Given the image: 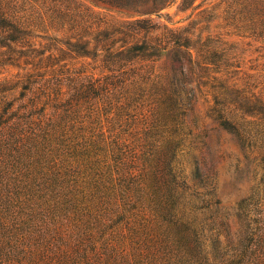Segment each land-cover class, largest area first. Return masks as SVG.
I'll use <instances>...</instances> for the list:
<instances>
[{
  "label": "trees",
  "instance_id": "trees-1",
  "mask_svg": "<svg viewBox=\"0 0 264 264\" xmlns=\"http://www.w3.org/2000/svg\"><path fill=\"white\" fill-rule=\"evenodd\" d=\"M51 1L38 21L67 29L68 52L106 73L39 66L53 55L37 44L35 19L0 0V75L34 59L45 69L0 78V264H264V172L236 203L232 232L208 131L193 137L187 126L206 106L264 171V98L230 83L237 54L210 36L153 35L151 16L175 0H87L127 16L118 23L76 0ZM221 3L227 25L264 44V0ZM191 138L208 153L189 175L179 158Z\"/></svg>",
  "mask_w": 264,
  "mask_h": 264
},
{
  "label": "rangeland",
  "instance_id": "rangeland-1",
  "mask_svg": "<svg viewBox=\"0 0 264 264\" xmlns=\"http://www.w3.org/2000/svg\"><path fill=\"white\" fill-rule=\"evenodd\" d=\"M76 1L88 7L99 17L105 18L109 23L127 21L126 15L95 8L87 0ZM222 1L228 2L230 0H196L192 6H188L187 3L183 4V0H175L171 6L158 15L151 16L153 24L156 25L152 33L159 36L166 31L182 32L193 40L201 39L204 41L210 36L215 40L223 41L222 44H225L223 47L234 51L240 62L239 68L229 70L231 72L228 75L230 83H236L240 88L259 93L264 98V44L242 35L233 26L227 25L226 21L223 20L225 3H221ZM15 4L21 11L20 15L25 16V18L30 17L32 20L35 19L37 28H35L34 33L41 37L36 39L37 44L40 43L42 47L49 50L45 56L53 55L50 62L43 60L39 66L45 67L55 64V71L59 70L67 75L83 72L81 75L95 78L106 73L102 70L100 62L78 58L73 53L68 52L66 43L71 37V33L67 29H61L57 25H49L46 19L44 23L38 21V17H44L47 9L54 5L51 0H15ZM51 39H55L58 43ZM34 60L33 64L36 66H28L25 69H22L23 65L21 67L6 66L0 78L15 81L16 76H25L27 73L34 75L42 73L45 69L37 67L39 60ZM163 60L164 58L161 59V62ZM61 68L63 70H60ZM206 112L207 107L199 103L193 113H189L187 126L192 131L191 136L193 137L198 135L202 137L203 132L208 131V138L205 140L209 144V152L212 156L211 165L217 199L220 201L221 212L229 213L232 232L235 233L238 229L237 220L234 216L236 203L246 197L255 182L262 177L264 172L260 168L263 162L262 156L257 157L256 162L250 163L229 134L216 130V125L206 117ZM194 118L197 120L196 124L192 122ZM162 137L158 136L157 140L162 139ZM192 141V138L187 141L186 149L179 158L181 168L185 171L184 173L189 175L193 170V158L199 159L202 156H207L208 153L207 149L199 147L192 150L191 147H195V143L192 144ZM254 174H256V180L253 179Z\"/></svg>",
  "mask_w": 264,
  "mask_h": 264
}]
</instances>
